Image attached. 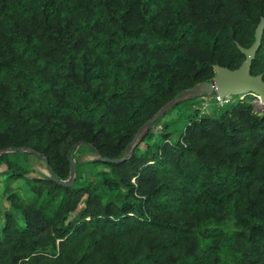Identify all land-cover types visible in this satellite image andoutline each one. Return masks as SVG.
Returning a JSON list of instances; mask_svg holds the SVG:
<instances>
[{
  "label": "trees",
  "instance_id": "obj_1",
  "mask_svg": "<svg viewBox=\"0 0 264 264\" xmlns=\"http://www.w3.org/2000/svg\"><path fill=\"white\" fill-rule=\"evenodd\" d=\"M261 17L264 0H0V154L33 151L60 180L75 145L120 160L75 164L70 187L7 185L0 264H264V114L250 95L194 110L173 143L163 112L121 158L213 65H240L234 43L249 47ZM250 74L264 82V29Z\"/></svg>",
  "mask_w": 264,
  "mask_h": 264
},
{
  "label": "rangeland",
  "instance_id": "obj_2",
  "mask_svg": "<svg viewBox=\"0 0 264 264\" xmlns=\"http://www.w3.org/2000/svg\"><path fill=\"white\" fill-rule=\"evenodd\" d=\"M201 84L194 86L190 91L185 90L179 93L174 99L170 100L162 107V116L158 126L163 128L166 125V130L171 132L168 141L173 143L177 140L180 132L185 126L187 120L193 114L194 110H202L200 113H205L209 108L214 109V106L201 108L203 101L200 99L203 93H200L198 88ZM244 96H235L228 103L222 106H215V109H221L229 103L239 102ZM250 104L253 113L257 115L264 114V106H262L258 99L254 96H250ZM213 105V101H209ZM206 110V111H205ZM161 113V114H162ZM161 116V115H160ZM209 116V115H207ZM156 127L157 130L160 128ZM146 127L139 129L135 143H138L139 139L145 132ZM152 140H145L139 144V148L142 149L146 144H149ZM133 145V146H134ZM131 147H126L123 151L121 158H126L131 150ZM2 159L0 160V225L2 222V217L5 211L8 209L7 202L1 198L2 192L5 187L9 185L10 189L14 190L17 187H22L25 185L24 180L31 178L32 176L42 175L48 176L49 171L46 164L41 156L38 154H31L28 150H6L1 153ZM67 158L72 159L75 164L87 162L93 160L94 154L85 145H75L72 150L68 151ZM13 171L16 174H23V178H19L16 181L7 182V175ZM74 177V176H73ZM70 219V217H69Z\"/></svg>",
  "mask_w": 264,
  "mask_h": 264
},
{
  "label": "water",
  "instance_id": "obj_3",
  "mask_svg": "<svg viewBox=\"0 0 264 264\" xmlns=\"http://www.w3.org/2000/svg\"><path fill=\"white\" fill-rule=\"evenodd\" d=\"M264 29V17H261L256 24L253 31V42L247 48L239 46L234 43L239 53L243 56L240 65L234 69L229 70L218 65H213L214 76L208 82L202 83L198 88L200 93L211 94L214 92L219 99L234 96H254L258 99L259 103L264 106V82L262 74L251 75L250 66L253 61L257 50L259 49L261 36ZM189 89L188 91H190ZM209 106H207L208 108ZM162 109L157 111L150 119H148L142 127L149 128L161 115ZM137 134L128 143V147L134 145ZM24 150V149H23ZM20 151V150H15ZM29 151V150H28ZM31 154H36L29 151ZM97 162L114 164L120 160L110 159L105 157H95L93 159ZM69 170L67 180H60L52 175L46 176L49 181L56 183L62 187H70L74 176L75 163L72 159L68 158Z\"/></svg>",
  "mask_w": 264,
  "mask_h": 264
},
{
  "label": "built area",
  "instance_id": "obj_4",
  "mask_svg": "<svg viewBox=\"0 0 264 264\" xmlns=\"http://www.w3.org/2000/svg\"><path fill=\"white\" fill-rule=\"evenodd\" d=\"M200 99L203 101V105L201 108H205L207 106L210 107L211 103L209 101H213L214 104L218 105V106H222L225 103H228L229 101H231L232 97H225L223 99H219L217 97V95L212 92L211 94H202V96L200 97ZM263 106V105H262ZM199 112H201L202 110H198ZM159 128V127H158Z\"/></svg>",
  "mask_w": 264,
  "mask_h": 264
}]
</instances>
